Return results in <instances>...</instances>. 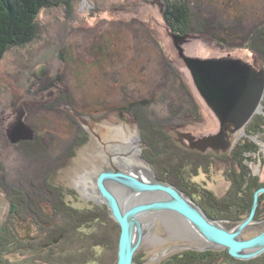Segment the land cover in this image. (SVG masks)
Returning <instances> with one entry per match:
<instances>
[{
    "label": "rangeland",
    "instance_id": "1",
    "mask_svg": "<svg viewBox=\"0 0 264 264\" xmlns=\"http://www.w3.org/2000/svg\"><path fill=\"white\" fill-rule=\"evenodd\" d=\"M262 37L264 0H51L38 15L35 38L9 48L0 63V200L5 201L0 216V264L7 254L12 261L17 258L18 264L36 260L27 249L39 241L49 244L53 234L62 238L60 230L70 222L69 207L78 209L79 213L72 214L79 223L88 222L85 210L94 207L107 219L102 215L105 207V213L116 223L107 206L86 193L94 189L97 170L92 163L101 148L92 127L103 137L116 134L114 131L126 125L138 135L130 133L132 139L128 138L140 140L137 157L149 163L159 179L158 172L169 175L174 168H154L143 157L148 144L162 149V141L149 135L158 125L181 147L176 157L194 156L195 161L199 157L212 163L209 175L200 174L199 178L179 175L176 168L172 172L174 182L182 186L207 182L206 192L209 190V197L218 202L231 196L238 144L243 147L251 142L258 148L244 154L247 184L256 179L260 184L257 190L264 188V97L259 111L245 126L238 130L232 127L236 132H228L226 150L209 147L199 153L187 148L185 135L196 139L215 136L221 131V123L197 90L179 50L197 59L241 61L260 72L264 71ZM252 39L257 51L247 49ZM69 103L78 111L70 109ZM192 104L197 109L195 116ZM183 165L188 173L193 167L191 163ZM263 196L253 223L241 235L244 240L264 232ZM260 209L263 214L258 218ZM223 216H218L219 222L229 231L248 218L235 223L238 218L233 216V223ZM104 225L109 240L110 223L102 221L96 230L94 226L93 235H98ZM150 230L136 252L135 264H154V256L166 245L171 246L169 250L178 246L184 247L179 250L194 249L170 242L175 237L160 224ZM14 232L18 242L13 236L10 239L9 233ZM27 241L33 246H27ZM113 242L107 243L109 249H96L93 264H117L119 240L117 245ZM20 244L27 249H20ZM51 247H47L50 252ZM187 253L197 264H264V253L250 260L235 259L226 249L204 252L209 253L207 260H195L199 253Z\"/></svg>",
    "mask_w": 264,
    "mask_h": 264
},
{
    "label": "water",
    "instance_id": "2",
    "mask_svg": "<svg viewBox=\"0 0 264 264\" xmlns=\"http://www.w3.org/2000/svg\"><path fill=\"white\" fill-rule=\"evenodd\" d=\"M181 58L189 69L197 90L207 104L212 108L221 123V131L215 136L195 139L196 148L215 151L226 150L228 131L238 130L245 126L251 117L259 111L264 97V71L256 72L249 65L232 59L203 60L185 56L182 49ZM62 57V56H61ZM89 128L90 125H87ZM93 128V127H92ZM91 129L92 134L100 141L101 148L93 166L97 170L93 190L85 192L95 197L97 203L107 206L111 218L121 228L117 264H135V255L140 248L147 227L141 220L147 215L172 211L185 218L195 230L214 247L225 248L229 255L238 260H250L264 253V232L258 236L244 240L242 233L255 218L259 206V198L264 194V188L254 194V203L250 215L234 230L229 231L218 222L208 219L202 210L187 200L174 186L155 176L150 164L137 155L141 153L138 141H131L127 129L116 130V134L107 133L100 137ZM122 135V137H121ZM129 137V138H128ZM128 138V139H127ZM141 143H143L141 141ZM86 183H83V185ZM86 186V185H85ZM160 193L166 199L129 206V200L137 194ZM92 194V195H91ZM5 201L0 200V216H2ZM214 246V247H213Z\"/></svg>",
    "mask_w": 264,
    "mask_h": 264
},
{
    "label": "trees",
    "instance_id": "3",
    "mask_svg": "<svg viewBox=\"0 0 264 264\" xmlns=\"http://www.w3.org/2000/svg\"><path fill=\"white\" fill-rule=\"evenodd\" d=\"M50 1L51 0H0V63L2 62L9 48L26 45L35 38L36 22L38 15L43 10V8L48 7ZM169 14L170 13H167V15ZM172 14H174L173 11ZM173 17L172 19H174ZM175 24H178V22L176 21ZM196 112L197 109L193 105V109L191 111L192 115L195 116ZM259 120H262V118H260ZM149 131V135L150 137H153V140L155 137H158V139L163 143L161 146L162 149H155L154 146L151 147V145L148 144L147 150L143 154V157L149 160V162L154 166V168L160 167L161 170L166 171V168L168 166H171L175 170L177 168L176 171L179 175H181V172H185V174L188 175L190 174V178L199 176L200 172H203V170L206 171L204 168L206 167L205 164H207V161L200 160L201 158L196 156L199 154H194L197 157V161L192 159L194 156H179L180 159L178 158V155L176 157V151L181 152V147L179 148L174 143H172V141H170L169 136L164 133L162 128L158 129V125L155 127V129H150ZM145 142H147V140H145ZM169 143L172 144V147H170ZM238 145L239 146H237V148L239 150H236V153L234 154L237 155L238 158L237 162L233 165V167L235 168L232 171L234 177V184L230 198L218 202L216 200L213 201L211 197H208V199L211 200L213 203L216 202L218 204L217 210L215 208L213 209L222 213L224 212V214L233 213L234 207H236L235 203L237 199H239L238 202L240 210L238 215H236L238 220H235V223L244 220L248 216L247 214L250 212L253 203V194L258 189V187H260V184L256 179H251V184H247V182L249 181L247 177L248 167L244 163L245 161H247V158L244 156V154L254 153V150H257L258 146L248 141L244 144L243 147L240 144ZM148 150H150V152L152 151V153L148 152ZM239 153H241V155ZM186 159L191 160V162L186 161ZM192 161L194 163H192ZM184 163H191L192 165H195V168H193L194 166L192 167L194 171H192V169L189 171V173L184 171ZM200 168L203 170H199ZM174 169H171V174L168 171L169 175L167 172L162 175H160V173L158 172L159 174L157 173V175L160 177V179H164L178 184L177 182H174L175 177L172 175ZM262 198H264V196ZM61 206V208L65 209L64 204ZM67 209H69V212L71 213L69 214L70 217L67 219V221L70 222H68V224L66 222L67 228H65L64 231L60 230V237L63 236L62 238L56 237V235L53 234L49 244H46L43 241L44 244L42 245L41 241H39L40 244L35 247L32 243L29 244L28 241L26 242L27 246H33V248H26L28 252L32 253V256H36V260H33L31 262L29 261L30 264H32V262H35V264H37L38 262H42V264H93L94 262H96V249H109V245L107 243H109L110 240L113 239V243H116L117 245L119 240L118 230L120 229L119 226L115 222H113V220H110L108 215L105 213V207L102 209V215H104V217L107 216V219L103 218L99 214L98 211L100 208L97 210V207H94L93 210L91 209L92 211L90 210L88 212L87 210H85L87 216L86 220H88V222L81 223H79V221H77L74 215L72 214L79 213L78 209L74 207H69ZM260 211L261 209L257 213L258 218L260 217V215L263 214V211ZM82 217L83 215L78 216V219ZM101 219H103V223H110L111 225L110 230L112 236L109 240H106L105 234L107 233L108 229L105 225L101 228L102 231H100L98 235H93L94 231L98 229V224L102 222ZM9 227L13 228V223L9 225ZM9 227L8 230L10 229ZM9 234L10 239L13 236L15 242H18L17 238L19 237L15 232L14 234L16 236H14L13 233ZM35 244H37V242ZM45 245L47 247L52 246L51 252L49 251L50 249L47 248ZM58 246H60V249H58ZM18 247L20 249L26 250L25 247L21 246V244ZM54 247L57 248L56 252H52ZM11 255L16 256L13 254ZM6 256H9V254L5 255L1 264H18L16 261L17 258L12 261Z\"/></svg>",
    "mask_w": 264,
    "mask_h": 264
},
{
    "label": "flooded vegetation",
    "instance_id": "4",
    "mask_svg": "<svg viewBox=\"0 0 264 264\" xmlns=\"http://www.w3.org/2000/svg\"><path fill=\"white\" fill-rule=\"evenodd\" d=\"M36 78V76H35ZM68 107H70V109H74L75 111L77 110L76 108H74L70 103L68 104ZM67 107V108H68ZM78 111V110H77ZM80 112V111H79ZM81 113V112H80ZM70 115V114H69ZM93 116V115H91ZM124 116V115H123ZM122 116V117H123ZM95 117V116H94ZM73 121V120H72ZM74 122V121H73ZM128 123V122H127ZM125 126V127H124ZM121 129H126V125H124ZM231 133V131L229 132ZM232 134V133H231ZM187 142H188V146L187 148L189 149H196V148H191L195 145V142H190L189 139L184 136L183 137ZM230 138V135L228 134V137H227V140ZM196 139V138H195ZM197 151L196 152H199L201 153L203 150H200V149H196ZM143 151V150H142ZM219 154V153H218ZM202 159V158H201ZM212 163L209 164V162L207 161V164L206 167L204 168L206 171L203 170V172H201L200 174L202 175H206L208 176L209 175V172H210V168L212 167L211 165ZM194 168L196 167L195 165H193ZM185 174V172H181V175ZM199 176H197L196 178H199ZM160 179V178H159ZM161 180V179H160ZM163 181V180H162ZM170 182V181H169ZM170 184L172 186H174L180 193H182L188 201H190L191 203H193L194 205H196L197 207H199L202 212L204 213V215L212 220V221H216L218 222L220 225H222L220 222H219V218L218 216L219 215H222L224 214V212H219V211H215L213 208H215L217 210L218 208V204L215 202L213 203L211 200L208 199L209 197V194L207 192H209V190L206 192V190L208 189L207 188V182H204V181H198V182H192V185L189 186V185H180L179 183L176 184V183H173V182H170ZM190 184V183H189ZM209 184H211L209 182ZM234 184V183H233ZM213 196L215 197V195L213 194ZM213 199V198H212ZM239 199H237L235 205L236 207H234V212L231 213L232 215L230 214H225V216L223 217H226V220H230L231 222H233L234 218L233 216H236L238 215L239 213V202H238ZM264 200V199H263ZM214 201V199H213ZM264 205V203H263ZM262 205V206H263ZM216 212V215L214 213V211ZM179 215V214H178ZM172 216H175L177 217L176 220L172 221L171 222V227H168V225L165 223V221L163 220L164 218V215L163 216H160L158 217V219L156 220V224H154L153 227H156L157 224H160L163 229L165 230V232L168 233V235L170 236H173L175 238H173L174 240L170 239L169 241L172 242H176L177 244L176 245H184V246H191L193 247L194 249L190 250V249H186V250H179V249H184L183 246H178V247H175L171 250H169V247H171L169 245V247H167V245L165 246V249L162 250L160 253L158 252L155 256H154V259L152 261H154V264H163V261H165V264H197L195 261H194V258L191 257L189 258V251H191L192 253L195 252V253H199L200 256H196L195 257V260L196 259H200V260H204V259H208L210 258L209 257V253L206 254V255H203V253H207V251H215V250H210L209 247L210 245L207 244L205 241L206 240H203L200 235L198 234V232L195 230V228L189 224L187 221H185L183 218L177 216V215H172ZM261 219V218H260ZM221 220V219H220ZM234 223V222H233ZM223 226V225H222ZM170 228V229H169ZM177 229L178 228H181L183 230V232L179 231L180 234H176L175 232H173L171 229ZM151 232V231H150ZM150 234V233H149ZM149 236V235H148ZM147 236V237H148ZM166 243H169L168 241H165ZM178 249V251H174L175 249ZM190 248V247H189ZM169 250V251H168ZM165 251V252H164ZM174 251V252H173ZM169 253V254H168ZM204 253V254H205ZM208 255V256H207ZM190 259V260H188ZM213 262L211 263H208L207 264H212Z\"/></svg>",
    "mask_w": 264,
    "mask_h": 264
},
{
    "label": "bare ground",
    "instance_id": "5",
    "mask_svg": "<svg viewBox=\"0 0 264 264\" xmlns=\"http://www.w3.org/2000/svg\"><path fill=\"white\" fill-rule=\"evenodd\" d=\"M263 25V24H262ZM261 28V27H260ZM263 29V28H262ZM260 32V31H259ZM252 35V34H251ZM250 37H252V36H250ZM262 38H264V37H262ZM251 41H253V43H251V45H247L249 48H247V49H250V50H252V49H255L256 48V44H255V39H252ZM250 41V42H251ZM249 42V43H250ZM257 43H259L258 42V40H257ZM260 44V43H259ZM258 46H260V45H258ZM260 47H262V45L260 46ZM246 49V48H245ZM257 49L258 48H256V50L255 51H257ZM264 49V48H263ZM249 51V50H248ZM254 51V50H253ZM257 53V52H256ZM247 64V63H246ZM251 67V66H250ZM252 68V67H251ZM253 69V68H252ZM133 104V103H132ZM262 106V105H261ZM260 106V107H261ZM261 115V114H260ZM234 128V127H233ZM232 131V133L233 132H236V131H234V130H231ZM228 132H230V131H228ZM38 136V135H37ZM226 140H227V138H226ZM190 141V140H189ZM190 142H193V140L192 141H190ZM197 146H193V147H191V148H196ZM196 149H198V148H196ZM193 150V149H192ZM201 150V149H200ZM38 156V155H37ZM92 174H93V172H92ZM90 176V175H89ZM256 177V176H255ZM88 180H90V179H88ZM87 180V181H88ZM86 183V182H85ZM87 188V187H86ZM5 191V190H4ZM160 199H166V196L165 195H163V194H160V193H154V194H151V193H143V194H137L134 198H132L131 200H129V206L130 207H135V206H137V205H141V204H145V203H149V202H152V201H156V200H160ZM22 214V213H21ZM164 215V218H163V220L165 221V223L168 225V227H171V222L172 221H174V220H176V218L177 217H175V216H172V215H177V216H179V217H181V218H183L182 216H180V215H178L177 213H175V212H172V211H167V212H159V213H156L155 215H147V216H145L144 218H142L141 220H143L145 223H146V225H147V227H149V224H150V228H152V226H154V224L156 223V220L158 219V217H160V216H163ZM69 217V216H68ZM68 219V218H67ZM185 221H187L185 218H183ZM188 222V221H187ZM189 223V222H188ZM190 224V223H189ZM40 226V225H39ZM222 226V225H221ZM223 227V226H222ZM51 228H53V226L51 227ZM57 228V227H56ZM170 229V228H169ZM145 230H146V232H145V234H144V238H146L148 235H149V232L151 231V230H148V228H146V226H145ZM173 232H175L176 234H180V232L179 231H181V232H183V230L181 229V228H178V230L177 229H171ZM199 234V233H198ZM200 235V234H199ZM200 237L203 239V240H205V238L204 237H202L201 235H200ZM46 241V240H45ZM205 242H207V241H205ZM46 243V242H45ZM207 244H209L208 242H207ZM211 247H212V245L211 244H209ZM214 247V246H213ZM4 248V247H3ZM37 248H39V247H37ZM215 249L214 250H222V248H220V247H214ZM223 249H225V248H223ZM139 250V249H138ZM39 254V253H38ZM50 254V253H49ZM39 257V256H38ZM7 260V259H6Z\"/></svg>",
    "mask_w": 264,
    "mask_h": 264
}]
</instances>
